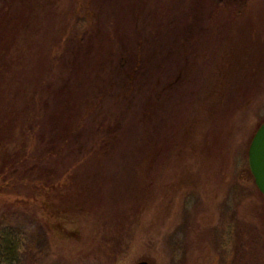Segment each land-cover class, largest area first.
Listing matches in <instances>:
<instances>
[{
	"label": "rangeland",
	"instance_id": "1",
	"mask_svg": "<svg viewBox=\"0 0 264 264\" xmlns=\"http://www.w3.org/2000/svg\"><path fill=\"white\" fill-rule=\"evenodd\" d=\"M17 4L32 14L0 47V264H264L247 161L264 0H0L2 20Z\"/></svg>",
	"mask_w": 264,
	"mask_h": 264
},
{
	"label": "trees",
	"instance_id": "2",
	"mask_svg": "<svg viewBox=\"0 0 264 264\" xmlns=\"http://www.w3.org/2000/svg\"><path fill=\"white\" fill-rule=\"evenodd\" d=\"M217 1L222 3V2H225L227 0H217ZM10 7H11V5H10ZM28 9H30V7H28V5L19 4L18 7L16 8L15 14L11 15L8 11L7 13H8L9 17L4 16L3 20H2V17L0 16V47H5V45L8 44L7 42H12V40H14L18 35H20V33L23 32V30L28 29L30 27V24H29L27 19H29V17L31 16L32 13L29 12ZM13 24H14V30L11 31L10 27L13 26ZM1 33L2 34L5 33V34L2 35ZM21 90H22V88H21ZM7 215H9V214H7ZM14 217H15V215H14ZM15 221L16 222H22L21 219H19L17 217H15ZM38 230L39 231H37L36 235L39 239H37V241L42 240L40 242L43 245L46 243L45 242V236H44V233L40 229H38ZM31 264H34V262Z\"/></svg>",
	"mask_w": 264,
	"mask_h": 264
},
{
	"label": "water",
	"instance_id": "3",
	"mask_svg": "<svg viewBox=\"0 0 264 264\" xmlns=\"http://www.w3.org/2000/svg\"><path fill=\"white\" fill-rule=\"evenodd\" d=\"M247 161L254 183L264 195V121L253 134L247 151ZM138 264H147L141 261Z\"/></svg>",
	"mask_w": 264,
	"mask_h": 264
}]
</instances>
